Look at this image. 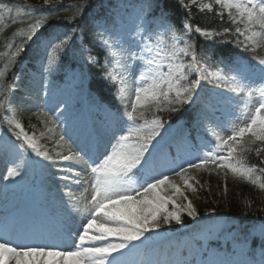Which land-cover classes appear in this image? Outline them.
Masks as SVG:
<instances>
[{"label": "snow or ice", "instance_id": "snow-or-ice-1", "mask_svg": "<svg viewBox=\"0 0 264 264\" xmlns=\"http://www.w3.org/2000/svg\"><path fill=\"white\" fill-rule=\"evenodd\" d=\"M50 0H45L48 4ZM178 4L185 10L188 5L183 0H177ZM197 0H192L195 4ZM216 4L228 10L232 23L245 24L244 31H250L259 26L264 30V0H215ZM89 7V5H84ZM150 12L159 8V14L155 17L159 30L157 36H167L173 42V52L170 57L164 58L158 50L155 57L147 60L148 67L140 74L139 80L143 86L135 88V98L129 105H123V111L113 117L112 135L103 152L97 148L88 147L77 143L79 151L73 152L69 149L68 154L58 153V159H54L47 151H42L38 141L29 136L22 124L4 115L3 119L10 131L20 141L17 145L23 152H32L49 166L56 167L65 175L58 176V181L65 184L63 196L65 201V230L60 234L52 232H30L21 235V240L27 243L5 241L0 238V264H161L160 261L137 259V253L145 242L159 237L165 226L184 224V217L192 220L200 217V212L186 194L185 189L192 194L202 188L199 180L190 176L191 170H207L209 164L216 165L217 169H226L231 172L234 179L247 181L257 185L264 190V183H258L257 172L264 174V167L257 165L249 166L247 158L242 153L252 151L251 148H244L243 143L264 145V57L253 56L256 61L255 70L241 68L232 69L233 73L224 76V69L217 72H209L207 67L197 58L194 44L183 40L179 35H190L193 31L200 36L213 39L216 33L193 27L185 20L179 21V27L172 22L169 12L166 10V0H154L148 5ZM213 5L202 4L200 9L211 11ZM235 8L237 15L232 14ZM80 15L82 9L77 10ZM222 15V14H221ZM48 17L38 20L31 25L30 31L25 33L27 40L31 41L37 30L47 22ZM76 16L71 18L75 25ZM99 31L96 34L98 44L106 48H113L108 40L104 39L106 29L103 25H96ZM241 28H236L238 35H244ZM230 34V29L224 30ZM264 36L261 33L252 32L246 36L247 42L237 40L236 43H244L245 50L249 43L252 44V51L261 46V43L253 37ZM76 36L73 27L68 32L49 39L47 44L48 54L45 57L44 72L53 74L59 70L60 53H63L73 43ZM79 37H77L78 39ZM183 42V47L176 45ZM231 43L222 41V51L218 53L219 63L227 68L229 60L236 63L232 50L223 48V45ZM24 51L23 46L16 49L12 54V62ZM87 51L91 52L89 48ZM151 52V47L148 48ZM55 54V55H54ZM206 59H211V53H202ZM111 55V53H109ZM179 56L188 57V63H162L163 59H173ZM135 53H129V58ZM142 58V57H141ZM90 65L101 64V56H86ZM114 68L101 73L102 81H110L120 85L118 91L120 99L126 91L127 77L124 73L132 75L135 80L134 70L130 71L126 64L113 61ZM115 66L121 71L117 73ZM167 71H164V68ZM259 73V83L256 81V73ZM196 76L190 79V75ZM4 75L0 72V76ZM18 78V77H17ZM215 82V86L221 89V95L229 102L236 98L243 99L242 112H227L216 116L205 111L198 117L196 129H199L201 136L195 134L196 129L189 131V139L193 141L191 150L188 152L190 159H184L177 163L173 160L170 164L158 163L154 158L156 145L153 144L157 137L161 136L165 129V120L160 115H153L151 120L145 118V112L153 105L157 112L179 113L186 105H191L199 99V91L202 81ZM150 81V83L148 82ZM42 87L44 85L42 84ZM256 97L257 103L251 104ZM7 106L0 100V111L12 112V99L7 97ZM59 105H57L58 107ZM55 111V109H53ZM126 118V119H125ZM59 119V116L56 117ZM143 119V123L139 120ZM243 121L242 126L235 124V121ZM53 127H57L55 120ZM170 123V121H169ZM52 131V129H49ZM222 131L231 134L225 137ZM247 136L248 140L244 141ZM60 136V141L64 140ZM76 143V141H73ZM237 145H241L240 152H237ZM226 150V155L219 153ZM257 157L264 156V147L254 149ZM264 164V159L260 161ZM86 166V167H84ZM79 167L80 171H90L92 174L91 199L84 205L83 210L77 207L81 198L76 197L71 190V184L80 185L79 172L73 169ZM219 174V173H218ZM228 172H225L227 177ZM21 175L19 165L7 169V178H14ZM180 177L183 181V188L177 184L172 177ZM194 181V183L192 182ZM226 190V184H225ZM87 191V189H85ZM213 211H215L213 209ZM74 213L76 215H74ZM78 219V224L73 222ZM251 237V239L249 238ZM259 239L258 247L261 253L260 264H264V225H261L258 236L252 232L239 238L241 248H248L253 241ZM51 241V242H50ZM133 256L129 261H120L117 257ZM164 264H187V261H171ZM195 264V262H193ZM223 264V262H221Z\"/></svg>", "mask_w": 264, "mask_h": 264}, {"label": "trees", "instance_id": "trees-1", "mask_svg": "<svg viewBox=\"0 0 264 264\" xmlns=\"http://www.w3.org/2000/svg\"><path fill=\"white\" fill-rule=\"evenodd\" d=\"M74 1L76 4H80V0ZM27 3L28 1L13 2V12L23 10ZM57 5L61 4L57 3ZM72 13L74 12L71 11L68 14ZM65 15L66 13L61 14L59 17L62 18ZM218 17L219 16H217V18ZM195 18L197 19V17ZM199 19L202 22H208L213 20L214 16L202 15L199 17ZM215 21L217 26L221 25L219 20ZM25 26L26 23L13 21L11 16L8 14L0 16L1 48H4L9 41L22 39V36H20L19 33H22V30ZM1 113L2 111H0V114ZM247 147L252 149V151H248L249 155L255 162L260 164L261 158H264V156L257 157L255 155L254 149L257 147H264V145H260L258 142L256 144L247 143ZM189 175L194 176L200 181V184L203 185L202 188H198V191L195 194H192L190 190L185 189L188 191H186V194L190 199H193V202L197 206V209L201 215L215 213L237 219L264 220V190L259 189L258 184L252 185L247 181L234 179L233 177L224 182V180L216 174H210L208 176L204 174L199 175L196 173L193 175V172H190ZM192 182L194 183V181ZM258 183H264V176L262 181ZM213 209L215 211H213ZM191 220V218L185 216L183 225L187 224V222ZM172 226L179 227L181 225L173 223Z\"/></svg>", "mask_w": 264, "mask_h": 264}, {"label": "rangeland", "instance_id": "rangeland-1", "mask_svg": "<svg viewBox=\"0 0 264 264\" xmlns=\"http://www.w3.org/2000/svg\"><path fill=\"white\" fill-rule=\"evenodd\" d=\"M197 1H202V0H197ZM202 4H208V3H202ZM201 4V5H202ZM225 10L228 12V10L225 8ZM235 15H237V12L235 13ZM234 15V16H235ZM250 36V35H249ZM253 39L257 40V38L253 37ZM258 41V40H257ZM155 54L149 55L147 58H145V60L140 63L141 64V68L142 69H146L147 68V60L148 59H152L155 57ZM170 57V56H168ZM172 61L173 64L181 62L180 60H178V58H173L171 60H165L164 63L166 64L167 62ZM209 72H212L211 70H208ZM214 73V72H213ZM256 81H258V79H256ZM77 83H79L78 79H74L73 80V85H76ZM125 94V93H124ZM23 102V101H22ZM205 111L210 112L209 108L205 107ZM20 112L17 113L16 110H12V112L10 113L11 118H14L16 120H18L22 126L24 127L25 132L29 135L32 136L34 135V138L38 141V146L41 148L42 151H47L49 153V155H51L54 159H58V153H62L65 154V151L63 152L66 144L64 143V141H60V136L59 133L57 131V129L55 127H53V123L50 122L47 118H45L43 116V114L39 115L37 118H40V120H35L32 123H29L28 125L23 121L22 116H20ZM49 129H52V131H49ZM3 156H0V162L2 160ZM36 161L38 163V170L41 172V175L45 178H47L48 180H52L54 182L58 181L57 177L61 176L63 174V172H59L57 171L58 168L63 167L60 166L58 168H56L54 170L55 174H51L49 171V168L45 163H47L46 161H43L41 158L36 156ZM45 188L48 189V185L45 184ZM82 189V186L75 188L74 186L71 185V190L74 194L76 193H80ZM61 195V200L62 201H66V197L63 196V193H60ZM44 203V202H41ZM87 203V197L84 199L83 202V207L84 205ZM60 213L62 214L63 218L65 217V207L62 206L60 209ZM22 223H24V219L22 218V216H19L17 218V220L15 222H13L12 226L15 229V231L18 230V228L22 225ZM261 226H259L257 228V234L259 233V229ZM205 240L210 239V237L205 234ZM164 252V255L160 258H158L157 256L153 257L151 260L153 261H160L161 264H164V262H171V261H176L177 259V255L171 256L167 253V249H163L162 250ZM257 255H260V251H257ZM236 256H238L235 259H224L222 260L219 256V260L218 261H214V262H209V264H221V262H223V264H260V261H253L251 260V258L249 259V257H246V255L241 252L238 251L236 253ZM118 260L120 261H129L126 260V257H117Z\"/></svg>", "mask_w": 264, "mask_h": 264}]
</instances>
